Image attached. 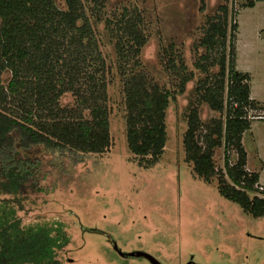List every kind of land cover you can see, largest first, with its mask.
<instances>
[{
  "label": "trees",
  "instance_id": "trees-1",
  "mask_svg": "<svg viewBox=\"0 0 264 264\" xmlns=\"http://www.w3.org/2000/svg\"><path fill=\"white\" fill-rule=\"evenodd\" d=\"M88 1L89 9L84 0H0V264H59L57 256L70 240L63 222L27 223L20 213L46 191L47 155L82 164L111 148L107 65L94 21L104 22L115 41L131 154L150 169L165 152L173 93L140 69L148 42L142 12L124 7L107 17V0ZM222 1L197 46L205 54L195 66L206 77L198 82L197 105L187 115L185 160L205 182L217 179L224 198L253 218H264V198L256 195H264L260 173L248 169L243 143L252 126L250 113L260 103L251 98V76L237 69L239 26L230 24V0ZM166 65L179 77L183 94L193 79L183 58L171 51ZM69 94L73 107L61 103ZM201 104L218 117L203 122ZM221 148L225 170L215 163Z\"/></svg>",
  "mask_w": 264,
  "mask_h": 264
},
{
  "label": "rangeland",
  "instance_id": "rangeland-1",
  "mask_svg": "<svg viewBox=\"0 0 264 264\" xmlns=\"http://www.w3.org/2000/svg\"><path fill=\"white\" fill-rule=\"evenodd\" d=\"M250 2L254 8L247 7ZM84 3L91 7L88 0ZM222 4V0H107V17L124 7L142 12L148 42L139 57L140 69L173 93L166 118L168 140L154 167L144 169L134 159L127 143L115 41L104 22L94 21L107 65L111 148L106 154L88 156L82 164L47 155L46 191L33 196L20 213L27 223L63 222L70 240L57 256L59 264H151L120 256L113 243L123 253L144 252L161 264H264V218H253L224 198L217 179L205 182L185 160L187 115L197 105L198 82L206 77L195 66L205 54L197 46L207 19L218 14ZM229 8L234 15L230 24L239 26L237 69L251 76V97L260 103L259 110L250 113L252 126L243 143L248 169L260 173L264 188V0H230ZM171 51L183 58L186 74L193 77L183 94L179 77L167 69ZM61 103L73 107L74 98L69 94ZM199 110L203 122L218 117L205 104ZM225 157L224 148L218 149L217 169L225 170Z\"/></svg>",
  "mask_w": 264,
  "mask_h": 264
},
{
  "label": "water",
  "instance_id": "water-1",
  "mask_svg": "<svg viewBox=\"0 0 264 264\" xmlns=\"http://www.w3.org/2000/svg\"><path fill=\"white\" fill-rule=\"evenodd\" d=\"M114 249L119 253L122 257H133L139 259H147L151 262V264H161L157 259L152 257L151 255L144 253V252H133V253H123L117 246L116 243H113Z\"/></svg>",
  "mask_w": 264,
  "mask_h": 264
},
{
  "label": "crops",
  "instance_id": "crops-1",
  "mask_svg": "<svg viewBox=\"0 0 264 264\" xmlns=\"http://www.w3.org/2000/svg\"><path fill=\"white\" fill-rule=\"evenodd\" d=\"M252 98V97H251ZM260 181H261V176H260Z\"/></svg>",
  "mask_w": 264,
  "mask_h": 264
}]
</instances>
